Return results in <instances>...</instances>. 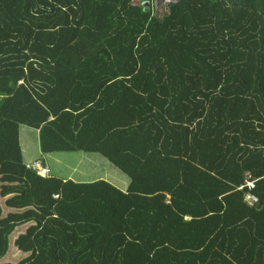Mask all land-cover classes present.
<instances>
[{"label": "trees", "instance_id": "trees-1", "mask_svg": "<svg viewBox=\"0 0 264 264\" xmlns=\"http://www.w3.org/2000/svg\"><path fill=\"white\" fill-rule=\"evenodd\" d=\"M143 1L0 0V140L129 180L5 161L0 259L15 237L13 264H264V0Z\"/></svg>", "mask_w": 264, "mask_h": 264}, {"label": "rangeland", "instance_id": "rangeland-1", "mask_svg": "<svg viewBox=\"0 0 264 264\" xmlns=\"http://www.w3.org/2000/svg\"><path fill=\"white\" fill-rule=\"evenodd\" d=\"M140 1L141 0H136V2H140ZM158 13H165V12L158 11ZM9 126H10V128H8L9 130L7 129L10 132L9 135L14 137L11 138L10 142L0 140V175L2 172H7L8 170V168L4 167L5 161L12 160L14 158L23 157V161L25 162V164H27V166L38 167L42 165L48 168L50 166L49 172L46 175L41 174L38 171V169L35 168L38 171V173H40L43 176H49L50 173L57 176L59 175L66 176L69 174L70 178H75L82 181H90L95 178H101L107 181H111L115 185H118L121 188L124 187L126 189L128 187L127 178L123 177L121 171L118 168L112 165L109 166V163L100 166L101 163L107 162L106 159L103 158L101 155L97 157H93L91 160H89L87 156L88 155L91 156V154H88L87 152L84 151H59L56 154L51 155L47 158V160L50 163L49 166H47L45 163H42L41 160L40 161L38 159L32 160L34 159L32 157L34 153L27 151L28 143L30 147H32V143H30V141H32L33 138L29 137L28 135V131L32 132V129H29L25 126H18L19 127L18 128L15 127L13 124ZM4 135H7V133L4 132ZM16 135L17 137H19L17 142L15 140ZM18 142H20L21 145L20 147H23L26 150L24 151L22 149V152H20L21 155L17 153L18 151L15 147L18 145ZM54 196L58 197V194H54ZM245 201L250 205L257 203V201L252 203L247 201L246 199ZM20 229L21 228L18 227V230ZM14 232L16 234V229L14 230ZM13 239H15V237ZM13 239L11 238V240L9 241L7 254L2 259H0V264L17 263L20 259L27 256L26 253H22L20 250L14 247Z\"/></svg>", "mask_w": 264, "mask_h": 264}, {"label": "built area", "instance_id": "built-area-1", "mask_svg": "<svg viewBox=\"0 0 264 264\" xmlns=\"http://www.w3.org/2000/svg\"><path fill=\"white\" fill-rule=\"evenodd\" d=\"M149 1V0H148ZM178 0H158V3L156 4V7H153L155 8V10L157 11H164V12H168L169 10V7L172 3L176 2ZM33 168H37L38 171L43 174V175H46L48 172H49V168L46 167V166H38V167H34L32 166ZM40 169V170H39ZM248 184L250 186H253V183L252 182H248ZM246 200L249 201V202H256L257 201V197L254 196V195H247L246 196Z\"/></svg>", "mask_w": 264, "mask_h": 264}, {"label": "crops", "instance_id": "crops-1", "mask_svg": "<svg viewBox=\"0 0 264 264\" xmlns=\"http://www.w3.org/2000/svg\"><path fill=\"white\" fill-rule=\"evenodd\" d=\"M156 1H158V0H149V1H147V2H149L153 7H156ZM78 151H81V150H78ZM28 152H30V146L28 145ZM34 153H38V155H34V159L33 160H37L39 157L38 156H40L41 154V157H44V163L47 165V166H49L50 165V163H49V161L47 160V158L49 157V156H51V155H54V154H56L57 152H51V153H41L40 151H38L36 148H35V150H34ZM97 156H99V155H94V154H91V156H87L88 157V159L89 160H91L93 157H97ZM53 159V158H52ZM107 161V160H106ZM108 162V161H107ZM109 164H110V162H108ZM49 168H50V166H49ZM73 171V170H72ZM51 174V173H50ZM59 177H62V178H70L69 177V174L68 175H66V176H64V175H59ZM71 179H74V180H77V181H81V180H78V179H75V178H71ZM109 182H111V181H109ZM111 183H113V182H111ZM114 184V183H113ZM129 184V180H128V183H127V185ZM123 189H125L124 187H122Z\"/></svg>", "mask_w": 264, "mask_h": 264}, {"label": "water", "instance_id": "water-1", "mask_svg": "<svg viewBox=\"0 0 264 264\" xmlns=\"http://www.w3.org/2000/svg\"><path fill=\"white\" fill-rule=\"evenodd\" d=\"M148 0L145 1V4L147 5L149 2H147ZM158 3V1H156V4Z\"/></svg>", "mask_w": 264, "mask_h": 264}, {"label": "clouds", "instance_id": "clouds-1", "mask_svg": "<svg viewBox=\"0 0 264 264\" xmlns=\"http://www.w3.org/2000/svg\"><path fill=\"white\" fill-rule=\"evenodd\" d=\"M146 1V0H145ZM145 1H143L144 2V4H145ZM139 3V2H138Z\"/></svg>", "mask_w": 264, "mask_h": 264}]
</instances>
